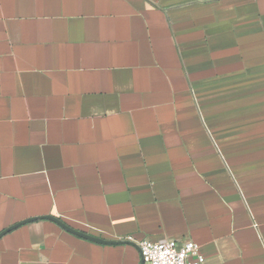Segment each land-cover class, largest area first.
Here are the masks:
<instances>
[{"label": "crops", "instance_id": "crops-1", "mask_svg": "<svg viewBox=\"0 0 264 264\" xmlns=\"http://www.w3.org/2000/svg\"><path fill=\"white\" fill-rule=\"evenodd\" d=\"M145 240L264 264V0H0V264Z\"/></svg>", "mask_w": 264, "mask_h": 264}, {"label": "built area", "instance_id": "built-area-1", "mask_svg": "<svg viewBox=\"0 0 264 264\" xmlns=\"http://www.w3.org/2000/svg\"><path fill=\"white\" fill-rule=\"evenodd\" d=\"M138 247L145 264H205L199 246L190 240H145Z\"/></svg>", "mask_w": 264, "mask_h": 264}, {"label": "water", "instance_id": "water-1", "mask_svg": "<svg viewBox=\"0 0 264 264\" xmlns=\"http://www.w3.org/2000/svg\"><path fill=\"white\" fill-rule=\"evenodd\" d=\"M52 220H54L57 224H59L63 229L67 230L68 232L70 233H73L79 237H82L84 239H87L89 241H93V242H96V243H101V244H107V245H115V244H124L125 242H109V241H104V240H101V239H98V238H95V237H92V236H89L85 233H82V232H79L77 230H74L73 228L69 227L67 224L63 223L61 220L59 219H56V218H51ZM30 222V221H28ZM8 232V231H6ZM141 264H145L143 259H142V263Z\"/></svg>", "mask_w": 264, "mask_h": 264}]
</instances>
